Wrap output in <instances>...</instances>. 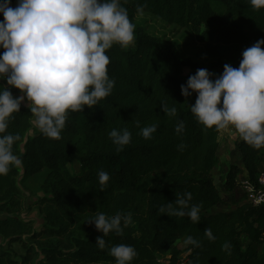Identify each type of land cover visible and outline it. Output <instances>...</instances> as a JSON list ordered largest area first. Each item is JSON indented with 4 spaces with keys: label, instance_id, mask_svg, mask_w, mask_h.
Returning <instances> with one entry per match:
<instances>
[{
    "label": "trees",
    "instance_id": "1",
    "mask_svg": "<svg viewBox=\"0 0 264 264\" xmlns=\"http://www.w3.org/2000/svg\"><path fill=\"white\" fill-rule=\"evenodd\" d=\"M16 2L12 0L11 6ZM122 4L135 25V40L128 47L113 45L107 50L108 73L115 80L111 95L91 109L69 112L60 140L35 127L28 106L21 104L20 112L13 114L7 131L18 137L13 151L23 163L0 176V237L11 241L34 237L31 224L19 216L24 208L20 185L40 175L44 196L37 203L44 205L45 231L58 242L40 247L43 259L37 264H115L109 249L118 244L136 249L131 264H161L160 258L168 264H264V204L243 202L237 183L242 171L255 182L264 170V147L237 142L239 165L229 166L223 197L212 176L219 163L222 130L206 128L191 112L195 93L181 95V85L197 69L217 74L226 63L239 66L243 50L264 38V8L254 9L250 0H122ZM138 13L185 29L203 46L205 65L149 34L135 22ZM0 85L9 87L4 80ZM162 104L174 105L175 116L164 113ZM181 121L184 129L177 133ZM153 123L158 124L157 131L146 140L140 129ZM113 128L132 133L121 151L109 137ZM73 163L79 165L77 173L70 168ZM101 170L110 176L103 191ZM186 192L192 194L190 204L200 205V222L160 213L162 205ZM239 192L242 202L233 210H213L236 204ZM100 212L132 216L121 235L110 232L105 237L104 249L95 244L102 233L88 223ZM205 228L212 229L214 240L205 236ZM189 235L199 241L198 247L179 245ZM32 246H27L30 251ZM30 262V257L21 259V264ZM0 264L18 262L0 249Z\"/></svg>",
    "mask_w": 264,
    "mask_h": 264
},
{
    "label": "clouds",
    "instance_id": "2",
    "mask_svg": "<svg viewBox=\"0 0 264 264\" xmlns=\"http://www.w3.org/2000/svg\"><path fill=\"white\" fill-rule=\"evenodd\" d=\"M0 0V176L13 167H21L22 159L13 151L18 137L9 133L13 114L20 112L21 103L27 106L35 119L33 124L46 137L60 140L69 112H82L99 105L111 95L115 80L110 78L107 50L113 45L128 47L134 43L135 25L129 18L122 0ZM254 9L264 8V0H250ZM264 38L243 50L238 67L224 64L216 76L206 68L197 69L186 84L181 85V95L196 94L191 112L206 128L231 130L239 138L260 149L264 147ZM215 76V79L212 77ZM11 88L18 89L13 96ZM161 110L175 116L177 108L161 105ZM139 127L140 122L136 121ZM158 124L140 129L144 139H151ZM184 129L183 121L176 132ZM116 150L121 151L131 142L132 133L127 128H113L109 132ZM183 147V145L179 146ZM100 190L107 187L109 173L99 171ZM192 194L184 193L174 202L159 209L169 217L187 216L200 222V205H192ZM132 222L131 213L107 216L100 212L88 223L102 236L96 238L100 249L106 247L105 237L123 229ZM204 234L214 240L211 228ZM185 245L199 246L191 235ZM228 249L230 245H223ZM191 251V249H189ZM115 264H131L138 255L132 245L118 244L109 249Z\"/></svg>",
    "mask_w": 264,
    "mask_h": 264
},
{
    "label": "rangeland",
    "instance_id": "3",
    "mask_svg": "<svg viewBox=\"0 0 264 264\" xmlns=\"http://www.w3.org/2000/svg\"><path fill=\"white\" fill-rule=\"evenodd\" d=\"M135 22L144 27L149 34L157 36L167 44L176 47L183 55L194 59L202 65H205L206 58L203 46L196 42L193 36L187 33L185 29L167 24L149 13H138L135 15ZM188 73L190 72L185 70V74ZM221 73L222 72L215 75L218 76ZM13 90H15V92H13L14 97L21 95L18 89L12 88V91ZM21 104L27 106V102L25 101ZM28 135H32V132H29ZM239 140V134H233L231 130H222L218 135L219 149L217 155L219 163L213 170L212 176L216 187L220 190L223 197H225V193L223 192L222 184L225 180L226 172L229 169V166L239 165V156L236 152V144ZM70 168L73 172L77 173L79 165L73 163L70 165ZM41 184V176L35 175L20 185L24 208L19 216L31 224L35 234L34 237L29 239L24 236L22 237V241H11V239H3L0 237V249L8 252L11 258L18 262V264H21V259L24 257H30V264H37L39 260L43 259L40 247L53 246L56 242H58V239L50 237L44 228L46 223L44 220V205L37 203V200L44 196L40 189ZM239 196L240 192L236 196V204L232 203L229 205L217 206L213 210H233L237 204L239 205L240 202H242L238 200ZM243 202H245V200H243ZM31 244L33 245L32 248H34V251H30L27 247ZM179 245H184V242ZM34 253H38V255ZM181 261L183 262L184 260L181 259ZM160 263L168 264L165 258H160ZM183 264H185V262H183Z\"/></svg>",
    "mask_w": 264,
    "mask_h": 264
},
{
    "label": "built area",
    "instance_id": "4",
    "mask_svg": "<svg viewBox=\"0 0 264 264\" xmlns=\"http://www.w3.org/2000/svg\"><path fill=\"white\" fill-rule=\"evenodd\" d=\"M237 183L246 203L254 207L264 204V170L259 173L255 182H251L245 171H242Z\"/></svg>",
    "mask_w": 264,
    "mask_h": 264
}]
</instances>
